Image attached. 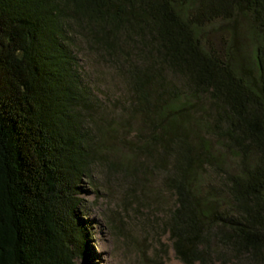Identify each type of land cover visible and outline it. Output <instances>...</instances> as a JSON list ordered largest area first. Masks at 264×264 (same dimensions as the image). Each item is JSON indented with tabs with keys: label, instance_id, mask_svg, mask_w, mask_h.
I'll use <instances>...</instances> for the list:
<instances>
[{
	"label": "trees",
	"instance_id": "trees-1",
	"mask_svg": "<svg viewBox=\"0 0 264 264\" xmlns=\"http://www.w3.org/2000/svg\"><path fill=\"white\" fill-rule=\"evenodd\" d=\"M84 45L176 197L177 258L264 264V0H0V264H91L80 196L109 132Z\"/></svg>",
	"mask_w": 264,
	"mask_h": 264
},
{
	"label": "rangeland",
	"instance_id": "rangeland-1",
	"mask_svg": "<svg viewBox=\"0 0 264 264\" xmlns=\"http://www.w3.org/2000/svg\"><path fill=\"white\" fill-rule=\"evenodd\" d=\"M221 26L225 25L216 23L207 28L210 41L219 43ZM81 49L86 52L80 56L85 70L105 105L96 114L109 132L101 146V161L94 165L92 177L83 181L80 196V212L88 222L90 236L89 262L184 264L177 258L166 228L176 197L165 188L164 176L154 160L145 157V138L137 130L141 125L137 128L133 123L126 131L116 129L115 122L124 118L118 106L124 105L127 86L111 65L89 53L86 45ZM140 148L145 149L135 152ZM78 264L84 262L79 260Z\"/></svg>",
	"mask_w": 264,
	"mask_h": 264
}]
</instances>
